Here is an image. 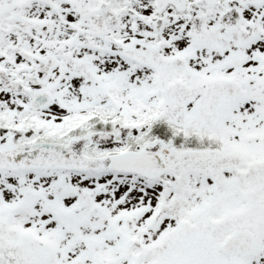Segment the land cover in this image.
<instances>
[{"label":"snow or ice","instance_id":"6c2138e0","mask_svg":"<svg viewBox=\"0 0 264 264\" xmlns=\"http://www.w3.org/2000/svg\"><path fill=\"white\" fill-rule=\"evenodd\" d=\"M0 264H264V0H0Z\"/></svg>","mask_w":264,"mask_h":264}]
</instances>
